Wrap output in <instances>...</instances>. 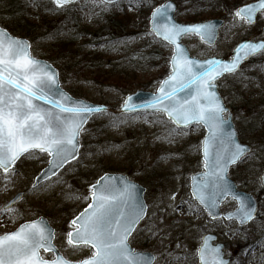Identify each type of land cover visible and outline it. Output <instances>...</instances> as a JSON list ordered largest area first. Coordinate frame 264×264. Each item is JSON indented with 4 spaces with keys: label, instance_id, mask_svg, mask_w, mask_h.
<instances>
[{
    "label": "rangeland",
    "instance_id": "1",
    "mask_svg": "<svg viewBox=\"0 0 264 264\" xmlns=\"http://www.w3.org/2000/svg\"><path fill=\"white\" fill-rule=\"evenodd\" d=\"M19 1L34 4V0ZM149 1L144 0L137 7L135 3L130 4V0H122L104 8L96 3V0H80L69 4L70 6L52 9L47 15V21L35 20L38 26L34 37L37 39L35 43L38 48L33 49V54L49 60L56 67L61 66L59 62L42 56L39 51L48 49L46 32L61 24V16L66 11H71L72 16L75 13L79 17L78 23L90 27L91 30L107 27L114 16H122L126 11L129 30L133 32L127 46L134 47L139 43L153 44L156 37L150 31L152 8L149 5L160 4L163 0H151L150 4ZM225 15L227 23L221 29V35L215 45H207L193 34L183 38L192 55L202 59L211 56L230 58L238 42L245 39L257 40L264 36V12L260 14L257 23L252 25L238 17L234 18L232 10H227ZM11 16L9 9L0 4L1 27L7 28ZM201 17L203 19L198 20L213 18ZM177 18L181 22L191 21L187 13L181 10L178 11ZM26 38L31 40L28 36ZM121 49L122 47L116 49L120 51L112 55L121 54ZM258 57L264 58V52ZM249 67L251 64L244 65L239 74L225 76L218 84L221 94L234 108L235 123L241 141L254 147L250 154L230 170V176L238 187L254 193L258 198L259 212L252 222L240 226L235 219H213L194 199L191 192V175L205 171L201 154V142L205 135L203 126L179 128L169 142L163 138L168 135L166 130L176 126L162 113L123 115L119 116L123 123L112 125L111 121L117 117V110L125 97L121 88L135 86L134 91L143 88L156 92L161 80H157L160 68L155 67L133 74L135 77H131L132 79L110 76L106 83L115 86L108 85L106 88L90 80H83L84 77L81 80L80 76L72 79L62 76V87L73 96L93 103H105L114 108L91 118L82 132L79 158L57 176L39 186L33 188V182L48 164L49 156L44 153L34 151L31 156L24 155L9 174L0 169V235L15 230L25 221L43 216L55 228V242L68 259L80 261L89 257L94 251L89 246L73 247L67 243V233L71 230L70 221L89 204L90 199H83L89 194V186L104 172H118L127 174L132 180L146 187L147 215L139 223L129 242L136 250L155 254V264H200L198 250L205 233L216 234L218 240L225 244L226 255L231 258L230 264H264V187L261 184V174L264 171V138L250 135L247 131L251 124L262 121L264 115L252 114L250 110L241 114L239 107L245 109L251 105H246L242 99H238V102L232 99L236 95H247L255 90L258 81L246 75ZM249 73L256 72L250 70ZM259 77L264 83V75ZM104 80L105 77L102 81ZM115 83L121 84V87ZM148 84H151L150 87ZM74 91H81L83 94L77 95ZM85 140L87 144L84 145ZM5 175H8V179H5ZM21 191H24L25 195L11 206V214L4 212L6 203ZM176 192H179L178 199L169 205V199ZM236 208L237 202L233 198H228L221 206L225 213ZM42 255L45 258L52 257L43 251Z\"/></svg>",
    "mask_w": 264,
    "mask_h": 264
},
{
    "label": "snow or ice",
    "instance_id": "2",
    "mask_svg": "<svg viewBox=\"0 0 264 264\" xmlns=\"http://www.w3.org/2000/svg\"><path fill=\"white\" fill-rule=\"evenodd\" d=\"M54 2L62 8L73 0ZM118 2L96 0L104 8ZM143 2L130 0V4L135 3L137 7ZM172 8L173 4L169 2L156 7L151 15V33L175 46L172 74L151 100L137 104L133 95H129L123 101L121 111L139 116L140 109L151 108L153 112L165 113L177 126L166 130L168 135L163 138L169 142L180 125H205L208 136L203 141V155L208 171L193 177L192 195L209 210L213 219L219 215L214 210L231 195L239 201V207L235 212L227 213V218L236 217L241 224H246L254 218L256 208L251 197L239 192L228 180L227 173L229 166L240 161L251 149L238 142L234 130H225L231 124L225 118L227 108L215 81L225 73L236 72L242 59L264 51V40L242 42L231 60L190 58L179 39L196 34L212 43L217 37L218 26L214 22L177 23L170 14ZM257 10L264 12V0L237 8L234 18L252 23ZM29 49L28 41L13 38L0 29V169L9 174L22 155L31 156L36 150L48 155L49 167L36 177L35 188L42 179L55 176L60 168L77 158L78 138L89 115L104 113L107 109L74 100L64 93L58 87L55 70L31 57ZM181 92H185L183 97L178 95ZM123 122L119 117L111 121L113 126ZM136 189L137 186L126 177L109 175L89 186V194L83 199H90L91 203L70 221L71 230L67 233L69 245L89 246L94 250L89 257L76 262L63 255L44 259L41 250L56 251L55 232L44 218H40L0 235V264H153V255L136 252L129 243V237L147 209L146 204L137 200ZM19 198L18 195L16 199ZM3 211L11 214V205H6ZM204 239L205 244L198 250L202 264H229L223 259L220 247L210 248L208 237ZM209 256L210 260L206 258Z\"/></svg>",
    "mask_w": 264,
    "mask_h": 264
},
{
    "label": "trees",
    "instance_id": "3",
    "mask_svg": "<svg viewBox=\"0 0 264 264\" xmlns=\"http://www.w3.org/2000/svg\"><path fill=\"white\" fill-rule=\"evenodd\" d=\"M175 1L178 3V10L186 12L189 17L188 19L191 21L203 19L201 16H204V18L226 16L227 10L235 12L239 5L249 2V0ZM150 3L151 0L149 1ZM0 4L12 13L10 21L6 25L7 29L15 35L30 37L34 44L33 49L35 50L38 48L35 43L37 39L34 37L38 26L35 20L46 19L45 21H47V15L52 9H60L54 5L52 0H34V4L19 0H0ZM149 6L153 8L155 5L151 3ZM70 12L66 11L63 13L61 24L55 25L50 31L46 32L48 49L43 51L41 49L39 51L42 56L59 62L61 66L57 65L61 78L63 76L66 79H72L75 76H80L81 80L84 77L83 80H90L106 88L108 85H114L106 83L110 76L131 78L133 74L136 75L141 71L155 67L160 68L157 80H162L168 74L171 57L169 45L156 38L153 44L139 43L134 47L127 46L130 38L133 36V32L129 30L126 11L123 12L122 16H114L109 21L108 26L100 30H91L90 27L80 25L78 23L79 17L75 13L72 16ZM33 16H36V18H33ZM120 47H122L121 54L117 56L112 55V53L119 52L120 50L116 51V49ZM249 62L251 63V67L247 69L246 75L249 78L257 80L258 84H256L255 90L247 93V95H236L232 99L235 102H238V99H242L246 105H251L250 108L245 107V109L239 107L241 114H246L250 110L252 114L264 115V83H262L261 77H259L264 75V58L254 57ZM248 70L255 71L256 73H249ZM103 77H105L104 81H102ZM153 81H151V84ZM151 84L147 86L150 87ZM119 85L121 87V84ZM133 88L135 86H126L121 88V92L125 95L128 92L134 91ZM74 93L77 95L83 94L81 91H74ZM232 94L233 90H231ZM119 100H121V97ZM234 107L236 110L235 105ZM116 116L119 117L122 114L117 113ZM247 131L250 135L254 134L263 139L264 119L258 124H251ZM85 144H87L86 140Z\"/></svg>",
    "mask_w": 264,
    "mask_h": 264
},
{
    "label": "water",
    "instance_id": "4",
    "mask_svg": "<svg viewBox=\"0 0 264 264\" xmlns=\"http://www.w3.org/2000/svg\"><path fill=\"white\" fill-rule=\"evenodd\" d=\"M77 1H79V0H73V2H77ZM119 1H121V0H119ZM169 2H171L172 4H173V8L171 9V12H170V14L172 15V17H173V19L175 20V22H177V23H180V24H194V23H202V22H214L217 26H218V34H217V37H216V39H215V41L214 42H212V43H209V42H207V41H205L204 39H202L204 42H206V43H208V44H215L216 43V41H217V39L219 38V34H220V29H221V27H223L224 26V24H225V19H223V18H213V19H209V20H205V21H198V22H193V23H183V22H180V21H178L177 19H176V16H175V14H176V11H177V3L174 1V0H167V1H165L164 3H162V4H160V5H158L157 7H160L161 5H165V4H167V3H169ZM259 2V0H255V1H252V2H249V3H245V4H243V5H248V4H256V3H258ZM243 5H241V6H243ZM240 6V7H241ZM239 8V7H238ZM155 9V8H154ZM154 9H153V11H154ZM152 11V12H153ZM261 11L260 10H257V12H256V14L254 15V18H253V22L252 23H255L256 22V20H257V17H258V14L260 13ZM151 15H152V13H151ZM0 29H3V30H6L7 31V33L11 36V37H13V38H18V39H22V40H26V41H28L29 42V44H30V49H29V53H30V55H31V57H33V58H35V59H37V60H40V61H43V62H45L46 64H48V65H50L51 66V69H54L55 70V73H56V79H57V82H58V87L64 92V93H66L68 96H70V97H72L74 100H77V101H82V102H84V103H87V104H89V105H96V106H102V107H104V108H106L107 110L109 109V107L107 106V105H105V104H98V103H93V102H90V101H87V100H85V99H82V98H77V97H74L73 95H71L66 89H64L62 86H61V81H60V77H59V70L56 68V67H54L53 66V64H51L49 61H47V60H44V59H40V58H37V57H35V56H33L32 55V51H31V41L30 40H28V39H26V38H24V37H18V36H15V35H13V34H11L7 29H5V28H3V27H1L0 26ZM150 29H152V24H151V19H150ZM264 29V28H263ZM199 36V35H198ZM158 38H160L161 40H163V41H165L164 39H163V37L162 36H157ZM183 37L184 36H182L180 39H179V43H181V45L187 50V52H188V55H189V57L190 58H194V59H199V60H206V59H209V58H212V57H209V58H206V59H201V58H199V57H196V56H193V55H191V53H190V51H189V48L187 47V45H185L184 43H183ZM201 38V37H200ZM262 40H264V39H260V40H257V41H253V40H250V39H247V40H243V41H241V42H239L236 46H235V48H234V50H233V52H232V58H233V56H234V53H235V50H236V48H237V46L239 45V44H241L242 42H244V41H251V42H254V43H256V42H260V41H262ZM167 43H169L168 41H166ZM170 45H172V44H170ZM173 46V54H172V57H173V55L175 54V46L174 45H172ZM259 53V52H258ZM257 53V54H258ZM256 54H253V55H251V56H248V57H246V58H244V59H242L241 60V62H240V64H239V67H238V69H237V71L240 69V67H241V65L245 62V61H247L248 59H250V58H252L253 56H255ZM172 57H171V60H172ZM216 58H219V59H223V60H231V59H225V58H220V57H216ZM170 66H171V70H172V64H171V62H170ZM172 74V73H171ZM170 74V75H171ZM226 74H229V73H225L224 75H226ZM169 75V76H170ZM224 75H222L220 78H222ZM169 76H167L163 81H162V83H161V85L159 86V88H158V90H157V92L156 93H154V92H151V91H146V90H143V89H139V90H137L136 92H133V93H129V94H127V96H126V98L129 96V95H133V97H134V102L135 103H137V104H140V103H143V102H146V101H149V100H151L152 99V96H153V94H159V89L163 86V83H164V81L169 77ZM219 78V79H220ZM219 79H217L216 81H215V83H216V85L218 86V83H217V81L219 80ZM217 90H218V87H217ZM218 94L221 96V94H220V92H219V90H218ZM178 95H180L181 97H183L184 95H185V92H181V93H178ZM222 97V96H221ZM125 98V99H126ZM222 99H223V97H222ZM223 102H224V104H225V106H226V108H227V117L225 116V118L226 119H228L229 120V122H230V124H231V127H227L226 126V131H235V133H236V136H237V138H238V142L239 143H241V144H243V145H248V146H250V152L252 151V145H250V144H248V143H244V142H242L241 140H240V138H239V135H238V131H237V128H236V125H235V123H234V119H233V112H232V110H231V108L229 107V106H227L226 105V103H225V101H224V99H223ZM46 107H48L47 105H46ZM121 110V109H120ZM139 111H152L153 112V109H151V108H148V109H140ZM95 114H97V113H93V114H90L89 115V118H88V120H87V122L90 120V118L93 116V115H95ZM225 115V114H224ZM87 122L84 124V126L87 124ZM192 124H195V123H192ZM191 124V125H192ZM203 125V124H202ZM83 126V127H84ZM190 126V125H189ZM204 126V128L206 129V135H205V137H204V139H203V141L205 140V138L208 136V128L205 126V125H203ZM179 127H187V126H184V125H180ZM80 136H81V133H80V135H79V149H78V151L80 150V147H81V143H80ZM249 153V152H248ZM247 153V154H248ZM246 154V155H247ZM23 156V155H22ZM21 156V157H22ZM79 156V155H78ZM78 156H77V158H78ZM202 156H203V159H204V155H203V142H202ZM20 157V158H21ZM76 158V159H77ZM50 159V158H49ZM75 159V160H76ZM75 160H70L67 164H69V163H71V162H73V161H75ZM18 161V160H17ZM16 161V162H17ZM240 161H238L237 163H239ZM237 163H235V164H237ZM67 164H65L62 168H60L59 170H58V172L61 170V169H63ZM235 164H232V165H230L229 166V168H228V173H227V178H228V180L232 183V184H234L235 186H236V188H237V190L239 191V192H241V193H245V194H247V195H249L250 197H251V203L252 204H254V206H255V208H256V213L254 214V218L253 219H255L256 217H257V213H258V200H257V197L254 195V194H252V193H250V192H246V191H244V190H242V189H239L238 188V186H237V184H236V182L229 176V171H230V168H231V166H233V165H235ZM49 167V164L43 169V170H45V169H47ZM42 170V171H43ZM41 171V172H42ZM208 171V169L207 168H205V172H207ZM40 172V173H41ZM57 172V173H58ZM199 173H202V172H199ZM199 173H194L192 176H191V192H192V185H193V177L194 176H198V174ZM40 174H38L37 176H39ZM105 175H109V176H112V177H117V178H121V177H126L127 179H129L133 184H135L136 186H137V189H136V192H135V196H136V198H137V200L138 201H142L144 204H146V201H145V198H144V194H145V191H146V188L144 187V186H142V185H140L139 183H137V182H135V181H133V180H131L130 179V177L127 175V174H122V173H105V174H103L102 176H105ZM36 176V177H37ZM101 176V177H102ZM50 177H52V175H49V178ZM262 178H264V172H263V174L261 175V183H262V185L264 186V179H262ZM46 179H42L39 183H41V182H43V181H45ZM34 184H37V181H36V178H35V182H34ZM23 192H20V193H18L12 200H10L6 205H12L13 203H12V201L13 200H15V202L18 200V199H16V197L19 195L20 196V198L23 196ZM229 196H231V195H229ZM229 196H227L219 205H218V207L214 210V213L215 214H219L218 215V218H220V217H224L225 219H228L227 218V216H226V214L227 213H229V212H227V213H224V214H222V212H221V205L223 204V202L229 197ZM232 197V196H231ZM19 198V199H20ZM235 199V198H234ZM236 201H237V203H238V207H239V201L236 199ZM91 203V202H90ZM147 205V204H146ZM203 206V205H202ZM87 207V206H86ZM85 207V208H86ZM204 207V206H203ZM237 207V208H238ZM148 208V207H147ZM84 210V209H83ZM207 210V209H206ZM208 212H209V210H207ZM236 211V209L235 210H233V211H231V212H235ZM146 214H147V209H146ZM79 215V214H78ZM146 216V215H145ZM145 216H144V218H145ZM212 217V216H211ZM40 218H44V220L47 222V225H49L54 231H55V229L49 224V221L45 218V217H43V216H41V217H39L38 219H35V220H39ZM143 218V219H144ZM213 218V217H212ZM143 219H141V220H143ZM232 219H236L237 221H238V223L240 224V225H246V224H248V223H250L251 221H249V222H247L246 224H241L240 223V220L238 219V218H236V217H233ZM229 220V219H228ZM33 221V220H32ZM27 222H31V221H27ZM26 222H24V223H22L21 225H23V224H25ZM140 223V222H139ZM20 225V226H21ZM19 226V227H20ZM19 227L16 229V230H18L19 229ZM137 227V226H136ZM16 230H14V231H16ZM12 232V231H11ZM134 232V231H133ZM205 237H208V240H207V243H208V245H209V247L210 248H212V247H216V246H219L220 247V250H221V253H222V256H223V259L224 260H226V261H229V264H230V262H231V259L229 258V257H227L226 256V252H225V244L224 243H222V242H217V243H215L217 240H218V236L217 235H215V234H212V233H207V234H205L204 236H203V238H202V244H201V246H200V248L205 244ZM130 238V237H129ZM54 244V243H53ZM130 247L132 248V249H134L131 245H130ZM55 248H56V251L54 252L55 253V255H62L60 252H59V250L57 249V247L55 246ZM199 248V249H200ZM135 250V249H134ZM136 252H140V253H148V254H150V255H153L154 257H155V255L152 253V252H149V251H136ZM198 254H199V251H198ZM207 259H211V257L209 256V257H206ZM46 260H48V259H46ZM70 261V260H69ZM72 262H76V261H72ZM154 262H155V259H154V261H153V264H154ZM199 262H200V264H202V261L200 260V254H199Z\"/></svg>",
    "mask_w": 264,
    "mask_h": 264
},
{
    "label": "bare ground",
    "instance_id": "5",
    "mask_svg": "<svg viewBox=\"0 0 264 264\" xmlns=\"http://www.w3.org/2000/svg\"><path fill=\"white\" fill-rule=\"evenodd\" d=\"M178 195H179V192H176L168 201V204L170 205L173 201H175L176 199H178ZM181 195H182V192H181ZM174 197V199H173Z\"/></svg>",
    "mask_w": 264,
    "mask_h": 264
},
{
    "label": "flooded vegetation",
    "instance_id": "6",
    "mask_svg": "<svg viewBox=\"0 0 264 264\" xmlns=\"http://www.w3.org/2000/svg\"><path fill=\"white\" fill-rule=\"evenodd\" d=\"M55 239H56V237H55ZM56 243V242H55Z\"/></svg>",
    "mask_w": 264,
    "mask_h": 264
}]
</instances>
